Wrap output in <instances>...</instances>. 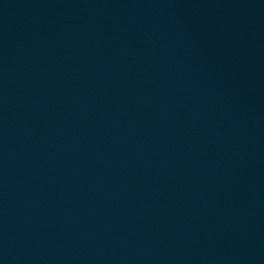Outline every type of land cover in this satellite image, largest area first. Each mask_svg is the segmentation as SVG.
<instances>
[{
	"label": "water",
	"instance_id": "water-1",
	"mask_svg": "<svg viewBox=\"0 0 264 264\" xmlns=\"http://www.w3.org/2000/svg\"><path fill=\"white\" fill-rule=\"evenodd\" d=\"M0 264H264V228L0 146Z\"/></svg>",
	"mask_w": 264,
	"mask_h": 264
}]
</instances>
